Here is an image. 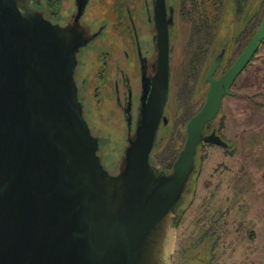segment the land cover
I'll use <instances>...</instances> for the list:
<instances>
[{"label":"water","instance_id":"1","mask_svg":"<svg viewBox=\"0 0 264 264\" xmlns=\"http://www.w3.org/2000/svg\"><path fill=\"white\" fill-rule=\"evenodd\" d=\"M34 0H0V264H175L176 206L225 97L264 41V18L234 64L207 75L202 109L167 174L151 163L170 80L169 36L157 76L145 88L135 136L116 173L104 167L75 79L87 40L52 24Z\"/></svg>","mask_w":264,"mask_h":264},{"label":"rangeland","instance_id":"2","mask_svg":"<svg viewBox=\"0 0 264 264\" xmlns=\"http://www.w3.org/2000/svg\"><path fill=\"white\" fill-rule=\"evenodd\" d=\"M216 2L208 46L181 20L174 38L165 109L169 127L159 128L151 155L168 171L186 144L188 122L206 102V78L223 44L226 54L216 78L232 66L264 18V0H246L242 14L235 0ZM213 129L230 147H198L184 201L175 209L172 259L175 264H264V43L224 98L208 134ZM115 135L99 140L102 163L112 174L122 167L128 147L122 129Z\"/></svg>","mask_w":264,"mask_h":264},{"label":"flooded vegetation","instance_id":"3","mask_svg":"<svg viewBox=\"0 0 264 264\" xmlns=\"http://www.w3.org/2000/svg\"><path fill=\"white\" fill-rule=\"evenodd\" d=\"M216 1L34 0L33 5L52 24L85 37L87 43L78 52L75 74L85 117L99 140L106 134L116 139L115 133L122 129V140L126 144L135 136L145 88L159 71V45L163 32L167 31L169 36L171 79L173 42L179 21L190 26L202 46H208L215 25ZM235 1L242 14L246 0ZM226 49L227 42L219 53L223 57L217 71L221 69ZM161 126H167L163 120L159 128ZM213 131L217 133L216 129L211 133ZM205 134L209 135L207 126ZM100 153L102 155L101 147ZM151 163L154 164L152 159ZM161 167L167 174L172 172Z\"/></svg>","mask_w":264,"mask_h":264},{"label":"trees","instance_id":"4","mask_svg":"<svg viewBox=\"0 0 264 264\" xmlns=\"http://www.w3.org/2000/svg\"><path fill=\"white\" fill-rule=\"evenodd\" d=\"M216 9H217V7H216ZM260 27V26H259ZM262 43H264V41L262 42ZM255 58V56L253 57V59ZM252 59V60H253ZM251 63V62H250ZM216 119V118H215ZM214 119V120H215ZM214 121H212L211 123H209V124H207V129H208V127L210 126V125H212V123H213ZM169 126H165V128H168ZM201 145H204V144H201ZM200 145V146H201ZM179 157V156H178ZM178 159V158H177ZM177 161V160H176ZM191 180V178L189 179V181ZM189 183V182H188ZM184 201V196H183V198L180 200V202L178 203V204H182V202ZM179 206V205H178ZM178 206H176V209H178ZM175 213H176V210H175Z\"/></svg>","mask_w":264,"mask_h":264}]
</instances>
